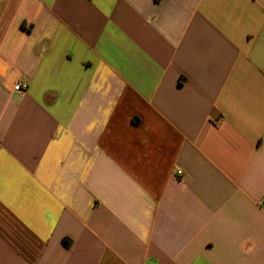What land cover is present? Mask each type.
Returning <instances> with one entry per match:
<instances>
[{
    "label": "crops",
    "instance_id": "0c3cea01",
    "mask_svg": "<svg viewBox=\"0 0 264 264\" xmlns=\"http://www.w3.org/2000/svg\"><path fill=\"white\" fill-rule=\"evenodd\" d=\"M0 264H264V0H0Z\"/></svg>",
    "mask_w": 264,
    "mask_h": 264
},
{
    "label": "built area",
    "instance_id": "2783aa9c",
    "mask_svg": "<svg viewBox=\"0 0 264 264\" xmlns=\"http://www.w3.org/2000/svg\"><path fill=\"white\" fill-rule=\"evenodd\" d=\"M27 87V84L25 82H22V81H17L14 86H13V89L15 91H23L24 89H26ZM178 173H180V171H178Z\"/></svg>",
    "mask_w": 264,
    "mask_h": 264
}]
</instances>
